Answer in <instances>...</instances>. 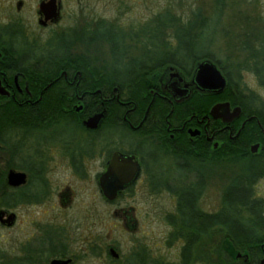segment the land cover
Here are the masks:
<instances>
[{
    "label": "flooded vegetation",
    "instance_id": "obj_1",
    "mask_svg": "<svg viewBox=\"0 0 264 264\" xmlns=\"http://www.w3.org/2000/svg\"><path fill=\"white\" fill-rule=\"evenodd\" d=\"M203 60L223 90L192 80ZM149 203L164 246L106 243ZM234 210L264 218V0H0V264H264V238L219 239Z\"/></svg>",
    "mask_w": 264,
    "mask_h": 264
},
{
    "label": "rangeland",
    "instance_id": "obj_2",
    "mask_svg": "<svg viewBox=\"0 0 264 264\" xmlns=\"http://www.w3.org/2000/svg\"><path fill=\"white\" fill-rule=\"evenodd\" d=\"M166 3V0H149V16L156 13ZM138 14H145L144 9H140ZM211 30L206 32L207 36H210ZM220 196V194H219ZM139 197V196H138ZM168 205L166 203L150 204L149 203V218L144 216L141 218L140 231L141 234H130L125 228L119 225V222L110 218L108 215L104 219V225H102L101 233L105 236L106 243H114L120 247L122 251L130 250L132 246L137 242H142L148 245H162L166 244L163 235L168 231L164 226L165 213L160 209H165ZM66 220V219H65ZM58 222L64 221L63 219H57ZM97 229V228H96ZM105 232V233H104ZM2 231L0 230V236Z\"/></svg>",
    "mask_w": 264,
    "mask_h": 264
},
{
    "label": "water",
    "instance_id": "obj_3",
    "mask_svg": "<svg viewBox=\"0 0 264 264\" xmlns=\"http://www.w3.org/2000/svg\"><path fill=\"white\" fill-rule=\"evenodd\" d=\"M192 80L198 82L204 88H206L203 90L217 89V91H221L225 87V78L223 77L221 72L216 68V66L209 60H203L197 64L194 74L192 76ZM224 106H228V103L215 104L211 108L210 113L214 116L216 115L215 112L217 111V109ZM237 112H239V108H237ZM123 162H125L123 156H114L112 163L108 167V170L104 176V180L106 181L113 180L114 182H118V183L120 181L124 182L125 180H128V177L121 178L118 176L122 172L121 167L123 166L122 165ZM24 178L25 176L23 173L16 172L14 170H10L7 174V182L9 185L16 186L20 184L24 180ZM120 186L121 185H118V187L107 186L105 189L106 195L108 197H113V194H115V190L120 188ZM52 264H60V262L54 261Z\"/></svg>",
    "mask_w": 264,
    "mask_h": 264
},
{
    "label": "trees",
    "instance_id": "obj_4",
    "mask_svg": "<svg viewBox=\"0 0 264 264\" xmlns=\"http://www.w3.org/2000/svg\"><path fill=\"white\" fill-rule=\"evenodd\" d=\"M186 32H188V29L186 30ZM237 157L241 156L236 155L235 158ZM238 159L239 158L235 160ZM234 206L241 207V204ZM254 206L256 208L259 205L254 204ZM235 211L237 210H234V212ZM250 212L251 216L250 218H248V220L242 219L240 215L236 214V212L233 214V219H230L229 217H219L217 219V234L219 236V239L222 238L223 242L234 244V246L239 247L237 248L239 250H241L245 244L257 245L264 238L261 229L262 227L264 228V218L256 216L255 214L252 215L253 212ZM234 253L236 252H232V256H234Z\"/></svg>",
    "mask_w": 264,
    "mask_h": 264
}]
</instances>
